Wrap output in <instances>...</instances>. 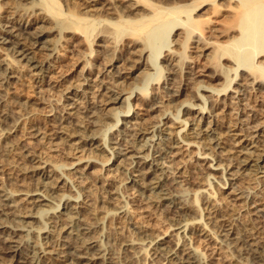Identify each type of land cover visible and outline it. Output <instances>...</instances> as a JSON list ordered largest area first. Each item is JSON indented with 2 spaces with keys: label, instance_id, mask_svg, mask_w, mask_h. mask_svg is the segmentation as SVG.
<instances>
[{
  "label": "bare ground",
  "instance_id": "bare-ground-1",
  "mask_svg": "<svg viewBox=\"0 0 264 264\" xmlns=\"http://www.w3.org/2000/svg\"><path fill=\"white\" fill-rule=\"evenodd\" d=\"M240 1L202 33L0 0V264H264V1Z\"/></svg>",
  "mask_w": 264,
  "mask_h": 264
},
{
  "label": "rangeland",
  "instance_id": "rangeland-1",
  "mask_svg": "<svg viewBox=\"0 0 264 264\" xmlns=\"http://www.w3.org/2000/svg\"><path fill=\"white\" fill-rule=\"evenodd\" d=\"M55 1L58 4L59 9L61 11L65 12V13H69V12L78 13V14L81 13L80 15L83 16V17H87V18H90V19L94 18V20L96 19V20L100 21V24H99L100 28H101V26H102V28H106V26L109 28L108 22L110 20H111L110 22L118 23V22L122 21V19L123 20H139V19H144L145 17L147 18L157 8H173V7L185 8V9H188L189 12H187V13L179 12L177 16L179 18H181V19H184L187 14L191 15L194 18V20H195V25H197L198 27L200 26L199 30L202 33L204 32L205 27L209 26L210 22L212 21L211 19H213L214 16H217L220 12H222L224 10V8L226 7V5H228V4L234 5V4H239V2H241L240 0H225V1L224 0H177V1L176 0H129V1L128 0H100V1L96 0L97 4H95V5L97 7L96 6L95 7L99 8V9L93 14L90 13L91 14V16H90L89 14H87V15L83 14V11H82L83 8L88 4V2L90 0H55ZM103 1H107L108 3L107 2L105 3ZM99 4L102 5V6H100ZM131 4H133V5H131ZM219 4L222 7H220ZM106 6H108V7H106ZM210 7H211V9H210ZM139 11L142 12V13H140ZM196 14L198 15V17L196 16ZM142 15H144V16H142ZM124 16H126V17H124ZM205 16L208 17V19H206ZM195 17H197L198 20L201 19V22L196 20L197 18H195ZM101 18H103V19H101ZM107 19H109V20H107ZM202 19H203V22H202ZM198 22H200L201 24L200 23L198 24ZM206 22L208 23V25H206L207 24ZM103 25H104V27H103ZM175 25H177V24L174 23L173 27ZM224 25H226L227 29H229L230 32H239L240 31V29L237 26V22L235 23V20H233V19H227L225 21ZM235 27H237V28H235ZM181 32H182V29H180V28L173 30V34L174 35L172 34L170 36V40H172L171 43H174V39H176L178 42L181 40V36H180ZM177 34H178V38L176 37ZM130 40H131V35L129 34V32L124 33L119 39L116 40L117 43L119 41V43L117 44V45H119V48H118L119 51L117 52V54H121L122 53V50H123L122 42H123V45H124V43H126V42H128ZM213 41H214V39H213ZM189 45H192L190 43V41L187 43L188 47H189ZM191 51H194V50H190L189 48H188V51L186 50V52H188L187 54H190L191 56H194L193 55L194 53L191 52ZM165 53H166V49H163L162 55H164ZM259 58L260 59H258V57H257L256 59H258V61L259 60L264 61V51H263V55L260 56ZM200 61H202V60H200V58L198 60L197 57H196V60H194V62H192L191 64L183 63L181 68L178 69V73H181V74H179V75H181V76H179L180 80H181V78L183 76V72L189 70V68L187 67L188 65L189 66H192V65L195 66L196 65V69H198L197 67L200 65V63H201ZM199 68H200V66H199ZM179 78L177 77L178 81H180ZM25 80H27L28 82L21 89H23V91L31 90V80H30V78H26V76H25ZM263 85H264V82H263L262 85L255 86L256 87L255 88L256 91L254 90V91L250 92V93H252L251 95L254 97L252 99L260 100V101L262 100L264 102V92H262V91H264V86ZM258 91H260V92H258ZM262 101L260 103H261V105L263 107L264 103ZM165 226H166L165 223H163V225H162V223H159L156 226H154V228L157 229V230H162L163 228H165Z\"/></svg>",
  "mask_w": 264,
  "mask_h": 264
}]
</instances>
